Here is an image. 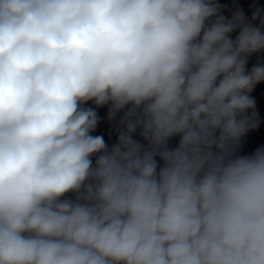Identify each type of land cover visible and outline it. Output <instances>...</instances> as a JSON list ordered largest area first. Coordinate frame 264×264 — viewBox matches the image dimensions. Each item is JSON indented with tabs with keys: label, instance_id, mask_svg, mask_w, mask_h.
Wrapping results in <instances>:
<instances>
[{
	"label": "clouds",
	"instance_id": "1",
	"mask_svg": "<svg viewBox=\"0 0 264 264\" xmlns=\"http://www.w3.org/2000/svg\"><path fill=\"white\" fill-rule=\"evenodd\" d=\"M251 20L218 0H0V264H264V147L236 155L264 82ZM88 102L123 111L111 147Z\"/></svg>",
	"mask_w": 264,
	"mask_h": 264
}]
</instances>
